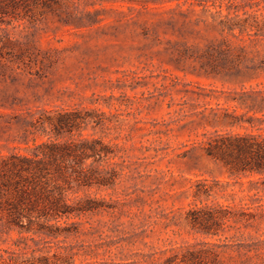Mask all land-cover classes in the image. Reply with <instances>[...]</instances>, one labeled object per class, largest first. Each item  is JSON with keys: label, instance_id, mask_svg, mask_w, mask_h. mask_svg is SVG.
Returning <instances> with one entry per match:
<instances>
[{"label": "rangeland", "instance_id": "rangeland-1", "mask_svg": "<svg viewBox=\"0 0 264 264\" xmlns=\"http://www.w3.org/2000/svg\"><path fill=\"white\" fill-rule=\"evenodd\" d=\"M63 2L23 18L0 14V162L32 155L25 118L53 112L57 121L66 109L82 117L73 139L107 145L96 165L110 172L101 185L63 183L76 210L42 218L41 230L0 223L1 264H189L184 253L204 241L248 246L219 255L223 264H264V219L230 221L220 237L190 220L205 205L257 212L264 204L263 192L248 191L258 175L232 177L203 150L215 132L264 131V36L223 31L220 19L236 14L226 2ZM29 128L28 139L48 140L40 126ZM88 200L91 208L79 210Z\"/></svg>", "mask_w": 264, "mask_h": 264}, {"label": "trees", "instance_id": "trees-1", "mask_svg": "<svg viewBox=\"0 0 264 264\" xmlns=\"http://www.w3.org/2000/svg\"><path fill=\"white\" fill-rule=\"evenodd\" d=\"M128 1V0H127ZM131 1V0H129ZM182 1V0H165ZM197 5H219L226 2L228 9H234L236 14L221 18L219 24L223 31L240 33L247 32L257 36H264V13L261 12V0H242L243 3L235 4L240 0H184ZM63 0H0V14H13L23 18L33 13L35 8L54 10L62 6ZM243 11V16L239 13ZM23 13V14H20ZM221 16V11H219ZM244 104V103H242ZM257 106V107H256ZM250 110H262V107L252 103L247 106ZM257 108V109H256ZM48 113L44 120L24 119L22 125V140L27 144L32 141L35 148L32 155L13 153L4 157L0 162V223L9 228L34 230L33 225L38 224V230L44 228L42 218L53 220L73 212V205L65 194L64 184L74 181L79 186L101 185L106 180L107 169H100L97 158L108 152V147L100 139L83 138L73 139L74 131H80L79 120L82 118L77 110H62L56 112V120ZM255 116L247 120L254 125ZM39 123V124H38ZM232 125L239 121L232 120ZM29 126L43 129V135L48 140L37 143V137L29 138L34 134ZM38 129V130H39ZM70 136L62 141L61 138ZM205 155L215 162L222 163L232 177H259L248 180L251 187L248 191L256 190V194L264 193V131L234 133L215 132L207 135L203 141ZM93 158L94 162L89 168L86 160ZM257 199H262L258 197ZM87 205H80L79 210H87L92 206L93 200H88ZM257 212L240 207L232 209L223 205H205L193 209L190 220L193 228L207 236L225 234L232 221L237 224H254L259 218L264 219V204L256 205ZM78 210V209H77ZM228 228V229H227ZM201 247L188 249L183 256V261L189 264H204L208 257L213 258L212 264H223L219 255L229 250L249 251L248 246L242 243L209 242L204 241ZM1 260V258H0ZM1 264V262H0Z\"/></svg>", "mask_w": 264, "mask_h": 264}]
</instances>
